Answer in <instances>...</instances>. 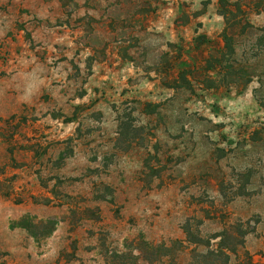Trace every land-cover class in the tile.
<instances>
[{
	"label": "rangeland",
	"instance_id": "obj_1",
	"mask_svg": "<svg viewBox=\"0 0 264 264\" xmlns=\"http://www.w3.org/2000/svg\"><path fill=\"white\" fill-rule=\"evenodd\" d=\"M188 222L264 264V0H0V264H195Z\"/></svg>",
	"mask_w": 264,
	"mask_h": 264
},
{
	"label": "trees",
	"instance_id": "obj_2",
	"mask_svg": "<svg viewBox=\"0 0 264 264\" xmlns=\"http://www.w3.org/2000/svg\"><path fill=\"white\" fill-rule=\"evenodd\" d=\"M182 230L185 234L186 242L194 245L195 247L202 246L204 248V251L200 253H195L196 248L191 250L195 253L196 258H198L195 260V264L203 262L204 264H228L229 255L227 252L235 253L237 247H243V240H240V236H244V232H240L239 229L235 230V237H230V240L232 241L231 244H223L221 240L216 242V244H211V239L221 237L219 234L204 241L200 236L193 234L191 224L189 222L183 226ZM213 245L215 246L213 247Z\"/></svg>",
	"mask_w": 264,
	"mask_h": 264
}]
</instances>
